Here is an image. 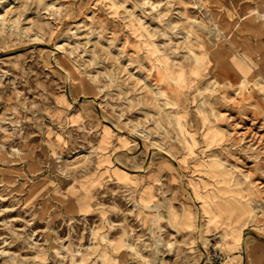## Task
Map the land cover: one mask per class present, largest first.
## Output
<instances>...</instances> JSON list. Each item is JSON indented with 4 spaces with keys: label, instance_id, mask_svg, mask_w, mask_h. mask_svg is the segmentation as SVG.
<instances>
[{
    "label": "rangeland",
    "instance_id": "rangeland-1",
    "mask_svg": "<svg viewBox=\"0 0 264 264\" xmlns=\"http://www.w3.org/2000/svg\"><path fill=\"white\" fill-rule=\"evenodd\" d=\"M0 264H264V0H0Z\"/></svg>",
    "mask_w": 264,
    "mask_h": 264
}]
</instances>
